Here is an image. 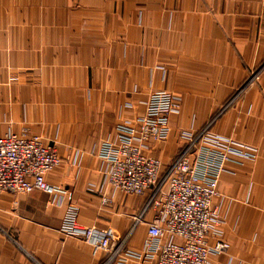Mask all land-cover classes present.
<instances>
[{
	"label": "crops",
	"instance_id": "0c3cea01",
	"mask_svg": "<svg viewBox=\"0 0 264 264\" xmlns=\"http://www.w3.org/2000/svg\"><path fill=\"white\" fill-rule=\"evenodd\" d=\"M158 90L181 100L158 146L162 170L182 135L211 121L210 138L256 149L224 164L208 242L230 245L210 264H264V0H0V136L26 129L53 145L61 164L46 181L62 190L0 193V264H104L62 231L69 208L141 252L154 214L131 228L147 196L112 188L98 152Z\"/></svg>",
	"mask_w": 264,
	"mask_h": 264
},
{
	"label": "built area",
	"instance_id": "2783aa9c",
	"mask_svg": "<svg viewBox=\"0 0 264 264\" xmlns=\"http://www.w3.org/2000/svg\"><path fill=\"white\" fill-rule=\"evenodd\" d=\"M258 80L259 72L252 73L236 95ZM180 106L181 100L168 91L150 93L143 112L120 120L99 148L109 185L126 194L147 196L133 218L131 232L149 212L155 216L146 226L140 253L125 250L111 228L79 225L74 208L64 217L62 231L84 241L93 258L108 255L104 264H126L129 259L151 260L152 264H210L211 256L225 254L230 248L221 240L208 242L220 225L212 202L219 197L220 176L228 174L224 164L232 156L255 159L256 149L227 138H210L211 121L197 133H184L182 147L162 170L158 146L168 139L170 117ZM60 164L57 150L38 134L23 129L0 136V193L56 196L62 190L47 183L46 176ZM101 201L107 202L105 198Z\"/></svg>",
	"mask_w": 264,
	"mask_h": 264
},
{
	"label": "rangeland",
	"instance_id": "374dc122",
	"mask_svg": "<svg viewBox=\"0 0 264 264\" xmlns=\"http://www.w3.org/2000/svg\"><path fill=\"white\" fill-rule=\"evenodd\" d=\"M209 121H210V118H209L208 122H209ZM208 122H207V123H208ZM209 123H210V122H209Z\"/></svg>",
	"mask_w": 264,
	"mask_h": 264
}]
</instances>
